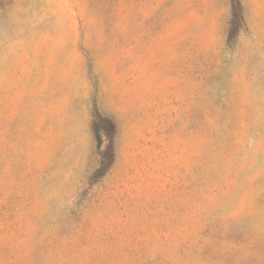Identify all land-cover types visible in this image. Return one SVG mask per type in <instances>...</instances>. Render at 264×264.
<instances>
[{
  "label": "rangeland",
  "instance_id": "rangeland-1",
  "mask_svg": "<svg viewBox=\"0 0 264 264\" xmlns=\"http://www.w3.org/2000/svg\"><path fill=\"white\" fill-rule=\"evenodd\" d=\"M239 3L237 30L232 0H0V264H264V0Z\"/></svg>",
  "mask_w": 264,
  "mask_h": 264
},
{
  "label": "trees",
  "instance_id": "trees-1",
  "mask_svg": "<svg viewBox=\"0 0 264 264\" xmlns=\"http://www.w3.org/2000/svg\"><path fill=\"white\" fill-rule=\"evenodd\" d=\"M232 4H233L232 13H233L234 25L235 28H237L238 30L241 28V23H242V19H241L242 7L239 3V0H232ZM233 31L234 30H232V32ZM229 37L231 38V35ZM93 131L95 134L98 150H100L103 134L107 137H110L114 132V125L110 119L96 114L93 123ZM108 152H109V148H108ZM104 167L105 165L104 166L102 165L103 169Z\"/></svg>",
  "mask_w": 264,
  "mask_h": 264
}]
</instances>
